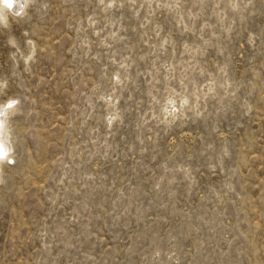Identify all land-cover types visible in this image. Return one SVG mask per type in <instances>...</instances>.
Segmentation results:
<instances>
[{
  "label": "rangeland",
  "instance_id": "rangeland-1",
  "mask_svg": "<svg viewBox=\"0 0 264 264\" xmlns=\"http://www.w3.org/2000/svg\"><path fill=\"white\" fill-rule=\"evenodd\" d=\"M3 16L0 264H264V0Z\"/></svg>",
  "mask_w": 264,
  "mask_h": 264
},
{
  "label": "bare ground",
  "instance_id": "bare-ground-1",
  "mask_svg": "<svg viewBox=\"0 0 264 264\" xmlns=\"http://www.w3.org/2000/svg\"><path fill=\"white\" fill-rule=\"evenodd\" d=\"M28 0H13L14 2V7L11 8V10H13L14 12H20L23 11L26 3ZM9 8L6 7L3 3H0V18H3V14L8 10ZM13 101H9V105H11V107H13ZM8 114V108L7 106H4L2 108H0V147H2L3 150V154L0 155V165L1 163L6 160V159H11V156L9 157L7 155L8 152V145L7 142H9V132L8 129L5 125V119L6 116ZM10 154V153H9Z\"/></svg>",
  "mask_w": 264,
  "mask_h": 264
},
{
  "label": "snow or ice",
  "instance_id": "snow-or-ice-1",
  "mask_svg": "<svg viewBox=\"0 0 264 264\" xmlns=\"http://www.w3.org/2000/svg\"><path fill=\"white\" fill-rule=\"evenodd\" d=\"M0 3H3L9 9L14 7L13 0H0ZM9 107H11V105H9ZM2 154H3V150H2V147H0V155H2Z\"/></svg>",
  "mask_w": 264,
  "mask_h": 264
}]
</instances>
